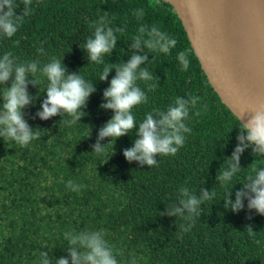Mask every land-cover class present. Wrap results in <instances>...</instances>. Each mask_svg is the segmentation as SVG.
<instances>
[{
  "label": "trees",
  "instance_id": "obj_1",
  "mask_svg": "<svg viewBox=\"0 0 264 264\" xmlns=\"http://www.w3.org/2000/svg\"><path fill=\"white\" fill-rule=\"evenodd\" d=\"M32 7L13 37L0 36V57L11 52L19 62L39 60L40 67L56 57L70 74L78 72L92 82L96 92L82 109L85 116L69 126L59 123L71 119L67 115L49 120L36 117L46 99L47 79L38 72L40 88L29 85L35 99L24 109L25 119L40 138L27 147L0 138V264H35L42 250L53 261L68 257L65 231L99 229L107 231L110 244L123 249L119 264H131L133 256L136 264H264V215L249 212L246 199L239 213L225 209L223 201L229 190L235 200V192L252 174L251 164L264 167V158L246 149L242 170L232 181L226 186L216 181L238 143L239 124L212 93L171 5L166 0H33ZM137 8L145 12L142 21L133 15ZM21 10L22 5L17 13ZM104 12L114 26L125 30L117 33V45L104 55L103 64L89 63L80 44L92 35V22ZM141 24L156 25L177 45L170 54L149 53V61L141 66L156 79L137 81L147 95L146 103L132 109L137 128L147 113L166 110L176 97H200L197 109L185 121L192 131L185 134L184 146L174 156H158L157 166L152 167L130 163L123 155L137 138L135 129L112 143L111 138L102 141L111 143L102 155L92 148L99 129L114 115L100 105L106 102L103 92L115 69L107 81L99 76L106 64L128 61L132 38ZM41 46L44 55L37 52ZM181 51L188 53L187 71H181L176 59ZM147 83L156 84L155 91H148ZM69 180L83 187L73 192L66 187ZM182 186L197 194L207 188L216 195L201 206L195 226L180 238L177 232L183 221L160 212L176 201ZM249 225L252 235L246 230Z\"/></svg>",
  "mask_w": 264,
  "mask_h": 264
},
{
  "label": "clouds",
  "instance_id": "obj_2",
  "mask_svg": "<svg viewBox=\"0 0 264 264\" xmlns=\"http://www.w3.org/2000/svg\"><path fill=\"white\" fill-rule=\"evenodd\" d=\"M21 5L22 10L18 14L17 10ZM32 5L33 0H21L20 4L17 0H0V36L13 37L25 18L32 14ZM133 15L142 21L145 12L137 8ZM91 27L94 29L92 35L88 36L80 47L86 51L89 63L103 64L104 55L111 53L117 45V33L125 29L114 26L108 12L93 21ZM176 45L177 40L156 25L141 24L132 38V54L128 61L104 66L99 76L100 81H107L113 69L115 76L103 92L106 102L100 107L112 110L114 115L99 129L96 143L92 145L93 153L104 154L106 146L111 144L114 138L117 140L134 129L137 138L131 148L123 150V155L128 162H138L141 167L157 166L158 156H174L184 146L185 134L192 131L185 121L189 119L193 109H197L199 96L176 97L166 110L157 109L147 113L138 128L132 113L134 107L147 102L146 92L137 85V81L151 82L156 79L146 67H141L149 61L148 54H170ZM37 52L44 55L43 46L38 48ZM176 59L181 65V71H187L190 65L188 53L181 51ZM39 65V60L19 62L11 52H6L0 57V97L3 101L0 105V138H3L5 143L14 141L21 147H27L31 141L40 138L39 133L30 127L24 114L26 106L33 104L35 99L29 93V85L40 88L42 81L36 75L38 72L47 79L46 99L42 102V110L36 113V117L41 120L67 115L71 119H61L59 123L69 126L76 124L85 116L82 109L87 107L89 97L96 92L95 85L85 80L78 72L70 74L61 59L51 57L42 67ZM9 81L10 87L7 86ZM156 87L154 83H147L148 91H155ZM202 107L204 111L207 110L206 105ZM246 111L250 113L246 122L243 119L244 114L239 115L238 143L216 175V181L221 186H226L234 175L242 170L241 156L246 149L251 148L256 157L264 158V106ZM195 115L199 116L200 110L195 111ZM106 138H111V143L102 144ZM251 165L252 174L247 176L243 187L235 192V200L232 199V190L224 193V208L239 213L245 208L246 199L249 212L255 210L259 215H264V167H256L254 163ZM66 187L78 192L83 185L69 180ZM215 195L214 191L207 188H200L197 194L182 186L178 189L176 201L160 212V215L176 217L183 221L177 232L178 237L182 238L184 233L195 226L196 218L201 216V206L211 201ZM248 218L251 219V216ZM246 230L250 235L254 233L250 225L246 226ZM63 235L68 242V257L53 261L49 258L48 251L42 250L38 253L35 264H119L117 257L124 255L123 249H117L106 239L108 233L105 229L68 230ZM47 246L45 244L43 248ZM131 264H136L135 256Z\"/></svg>",
  "mask_w": 264,
  "mask_h": 264
},
{
  "label": "water",
  "instance_id": "obj_3",
  "mask_svg": "<svg viewBox=\"0 0 264 264\" xmlns=\"http://www.w3.org/2000/svg\"><path fill=\"white\" fill-rule=\"evenodd\" d=\"M187 38L192 54L212 93L239 124L247 109L264 106V77L256 61H264V32L247 16L246 1L233 0L232 16L223 17L224 0H166ZM257 27L258 47L242 48V24ZM240 23V27L235 25ZM255 33L257 36H255Z\"/></svg>",
  "mask_w": 264,
  "mask_h": 264
},
{
  "label": "bare ground",
  "instance_id": "obj_4",
  "mask_svg": "<svg viewBox=\"0 0 264 264\" xmlns=\"http://www.w3.org/2000/svg\"><path fill=\"white\" fill-rule=\"evenodd\" d=\"M249 20L264 32V0H245ZM233 0H224L223 17L232 16ZM240 27V23H236ZM259 73L264 77V61H256Z\"/></svg>",
  "mask_w": 264,
  "mask_h": 264
},
{
  "label": "rangeland",
  "instance_id": "obj_5",
  "mask_svg": "<svg viewBox=\"0 0 264 264\" xmlns=\"http://www.w3.org/2000/svg\"><path fill=\"white\" fill-rule=\"evenodd\" d=\"M241 24H242V28H241V31H239V36H240L242 48H244V50L246 51L247 50L251 52L253 50L255 51V49L259 47H258V43L256 42L255 37H253V33L257 32V34L260 35L259 37H261L262 31H259L257 27H252L248 23L247 25H245L243 21H241ZM255 36H257L256 33H255Z\"/></svg>",
  "mask_w": 264,
  "mask_h": 264
}]
</instances>
